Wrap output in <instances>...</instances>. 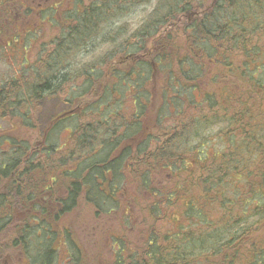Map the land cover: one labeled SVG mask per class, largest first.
<instances>
[{
  "label": "trees",
  "instance_id": "16d2710c",
  "mask_svg": "<svg viewBox=\"0 0 264 264\" xmlns=\"http://www.w3.org/2000/svg\"><path fill=\"white\" fill-rule=\"evenodd\" d=\"M150 1L93 0L81 8L79 4L82 0H77L74 5L78 8L64 12L68 23H62V27L67 25V31L65 29L63 36L54 40L55 47L48 54V60L44 58L43 68H32L34 78L31 82L27 80L21 85L14 78L0 88V109L13 110L28 103L26 101L42 104L44 100H55L54 106H64V109L53 111L51 115L52 128L47 132V145L42 146L43 149L29 155V148L22 145L19 146L21 148L17 147V155H6L0 162V184L5 187L0 192V237L6 235L9 228L13 229L10 239L0 243V246L3 251L9 248L19 250L24 260L22 264H57L62 248L68 249V264H80V247L71 229L63 223L65 215L78 207L82 195L93 203L97 217L110 215L120 207L117 195L130 184L140 190L141 197L155 201L148 205L151 216L158 213L159 194L164 196V192H167L160 221L164 217L168 226L161 224L156 232H150L148 242L133 246L134 249L129 248L127 242L119 240L116 242L119 244L117 249L113 246L115 251L111 264H257V261H253L257 242L250 239V234H253L254 226L264 221V162L259 160L260 165H263L260 172L247 171L245 161L241 160L242 143L234 144L229 140L239 155L237 157L233 150L229 154L228 150H221L223 170L219 171L223 175L216 174L217 189L205 187L206 181L212 182L213 177L202 182V195L208 199L207 203H196L195 195L190 194L189 197L187 193L183 199L178 196L175 187L163 190L154 185L151 171L158 164L170 165L172 180H177L182 173H186V179L189 178L183 183L184 190H188L186 185L189 182L190 189H194L193 184L199 188L198 180L203 176L197 175L195 170L202 160L209 157L205 144H198L193 132L190 135L189 129L184 128L174 134L172 139L165 136V141L161 140L165 142L164 147L158 144L159 147L154 148V136L148 139L140 136L143 128L138 118L143 117L145 109L150 106L151 80L154 72L163 66L169 69L171 76L164 83L166 89L160 119L168 110L183 111L184 102L180 98L187 96L188 84L199 78L202 61L210 63L209 60L216 56L230 73L241 68L238 76L247 80L246 91L252 89V93L262 92L264 62L257 60V54L259 48L263 49L264 46L258 48L257 40L264 36V0H217L208 13L188 25L187 31L194 37L195 49L192 55H189L191 51H186L184 59L177 61L179 67L174 70V63L171 65V59L168 60L162 54H155L149 61L146 55L151 54L152 50L149 53L145 43L149 36L159 32L169 18H175L182 12H191L195 0H156L158 4L149 13V18L129 36H126L127 23L113 25L116 18L121 19L134 7H146ZM58 20L55 19L56 22ZM139 34L141 37L135 48L136 53H130V59H135V67L131 65L128 69L116 72L115 77L121 73V76L118 75L121 84L111 88L108 80L101 88L100 98H96L98 101L92 103L91 107L79 110V98L90 93L96 80L103 78L105 73L99 70L98 61L86 63L74 70L72 66L65 65L68 62L64 57L93 52L101 43H114L115 40H120L129 48ZM96 36V43L90 47V42ZM166 37L169 42L171 37L174 41L176 38L172 34ZM116 53L114 48L104 57L109 60ZM257 68L262 72L258 73ZM80 78L84 83L77 88L74 89L73 85L65 87L68 82ZM183 78H187L186 85L182 83ZM148 82L149 93L146 91ZM233 84L230 78H226L223 83L225 87ZM129 89L132 90L130 96L136 111L130 117L124 112V119L119 121L118 116L121 115L118 111L112 112V116L109 112L111 99H114L110 94L116 90L124 95V91ZM205 98L203 101L211 110L218 106L221 110L224 106L214 104L211 95L208 98L207 94ZM259 99L264 102V98ZM105 102L110 106L103 109L100 119H95L93 115L86 119L88 111L99 110ZM237 102L244 103L243 100ZM187 103L200 104L192 99L191 92ZM215 116L212 111V115L207 117H211L210 123ZM245 116L244 110L233 116L237 128L244 132L248 130L246 127H250L244 121ZM64 121L69 122L71 140L63 150L58 140L65 126ZM197 121L208 120L197 118ZM263 123L257 122V156L264 151ZM190 124L191 121L188 123L189 128ZM225 133L230 135L229 130ZM178 143L184 144L180 147ZM194 143L199 146L197 156L190 149ZM252 146L254 150L255 144L252 143ZM41 153L44 155L38 156ZM235 177L240 181L245 180L243 187H248V190L224 181V178ZM253 177L259 179L260 183L251 179ZM250 179L253 182H249ZM223 188L234 191L233 195L227 196ZM59 189L62 191L55 194ZM215 204L220 211L223 210L221 215L215 214ZM206 206L208 208L205 209ZM236 208L238 211H235ZM249 242L252 244L251 249L250 246L247 248ZM262 244L259 250L264 253V240Z\"/></svg>",
  "mask_w": 264,
  "mask_h": 264
},
{
  "label": "rangeland",
  "instance_id": "374dc122",
  "mask_svg": "<svg viewBox=\"0 0 264 264\" xmlns=\"http://www.w3.org/2000/svg\"><path fill=\"white\" fill-rule=\"evenodd\" d=\"M77 0H0V88L3 84L9 82L10 80L16 78L19 84L23 82L27 83V80L31 82L34 78L32 74V68L36 70L43 68V60L46 58L48 60V54L53 52L55 47L54 40L60 38L64 34V30L67 31V25L62 27L65 21L64 12L69 9L78 8L74 5ZM93 0H82L80 7L83 8L84 5L90 4ZM217 0H195L193 4V10L186 13L177 14L175 18H169L166 24L160 28L158 33L152 34L147 38L145 43L146 49L149 53L146 57L149 61L155 54L163 55L168 60L172 69L174 70L177 66V61L184 59L185 52H189L192 55L194 47V37L187 31V27L191 22H196V19L201 18L206 12L213 7ZM156 0H151L147 6H137L130 10L128 13L121 17V19L116 18L115 23L126 24L127 23V34L129 36L132 34L138 26L149 18V13L157 6ZM78 5V6H79ZM79 7V8H80ZM211 7V8H210ZM54 18V20H53ZM55 19H59L58 22ZM63 23V24H62ZM141 24V25H142ZM118 26V25H117ZM169 34L175 36L170 38V42L166 39ZM139 37H136L132 42V45L126 47L120 40H115L116 42H103L101 43L93 52L71 55L69 54L64 57V60L68 62L65 63L67 67L80 68L89 62H97L99 70L104 74L103 78L97 79L96 84L92 91L88 94L82 95L79 98L80 105L79 110H84L86 107L92 105V103L97 102L100 98L99 93L109 80L111 88L114 86H119L122 81L119 80L118 73L115 77L116 72L125 70L131 65L135 67L134 60L130 59V53L135 54V48L138 47L140 42ZM259 37V36H258ZM257 37V38H258ZM95 39V40H94ZM90 42L93 47L96 43V37ZM189 39V42H187ZM258 48L264 46V36L257 40ZM220 47H223L219 45ZM116 48L115 57L107 59L106 54ZM174 48V51L172 50ZM91 50L93 48H90ZM185 50L184 52H182ZM119 51V53H118ZM231 54L234 51H230ZM185 54V55H184ZM184 55V56H183ZM222 58V57H221ZM243 59V58H242ZM241 59V62H242ZM41 60V61H40ZM220 58L215 57L213 60H209L210 63L202 61L201 68L202 73L199 78L195 81H190V87H188L187 96L181 97L180 99L184 102L182 106L184 107L182 112H177L176 110H168L164 116L159 118L160 109L163 107V96L165 94V82L170 78L171 74L169 69L163 66L161 70L155 71L151 80V103L148 108L145 109L143 117H139L141 127L143 132L140 135L143 139H148L150 136L153 137L152 145L159 147V145H165V136L168 138H173L174 134L178 133L184 128H188L190 135L193 132L194 140L198 144L204 143L206 152H208L209 157L202 160L199 166L196 168L195 173L200 177L198 180L200 187L190 189L191 183H187L186 188L183 189V183L189 179H186V173H182V176L176 180L171 179V168L170 165H160L151 171L153 184L157 185L158 188L163 190H168L172 187L177 188L178 196L185 199L184 195L190 197V194L195 195L196 203H207L208 199H205L202 195L203 193V183L205 179L213 177V181H206L205 187H214L217 189L216 184V174H221L219 169L223 170L222 165V155L221 150L227 152L228 154L232 152L235 153L236 143H242L243 151L241 158L245 161L247 165V171L260 172L259 160L264 162V151L257 156V122H264V102L259 98H264V90L262 92L252 93L246 91V79L238 76L240 74V69L234 73H230L227 69L222 66L219 62ZM257 60L259 62H264V47L258 50ZM130 61V62H129ZM167 64V62H166ZM168 66V64H167ZM137 67V66H136ZM257 71L262 72L261 69L257 68ZM113 74V76H112ZM76 75V74H75ZM79 75V72L77 73ZM182 73L180 78H182ZM230 78L234 81L233 85L225 87L223 85L224 80ZM20 79V80H19ZM187 78L182 79V83L185 84ZM84 83L82 78L75 80L74 82H68L65 87L73 85V88H77L78 85ZM187 84V83H186ZM185 84V85H186ZM185 89V86L183 87ZM119 90V89H118ZM131 91H124V95H120L116 90L111 93L114 99H111L110 114L112 112L118 111L120 117L118 120L122 121L125 115L131 116L133 112L136 111V106L133 105L131 100ZM146 91L149 93L150 85L149 82L146 85ZM192 94V99L200 102L196 105L193 103H187V97ZM26 93V92H25ZM212 96L211 101L214 104L223 105L221 110L219 106L215 110L209 109L208 104L203 100ZM62 96V95H60ZM253 97V99H251ZM237 100H243L244 103H238ZM110 101V100H108ZM23 106L14 107L13 110L6 108L0 109V162L4 159L6 155H17V149L21 148L19 146H25L29 148V155L38 152L39 149H43L42 146L47 145V132L51 130V120L53 119V111L62 110L64 106L55 105V100H50L40 103H29L26 101ZM251 102H254L253 104ZM252 104V105H250ZM11 105V103H10ZM110 106V105H109ZM107 103H103L99 110L94 109L88 111L86 114V119L88 120L93 115L95 119H100L103 109L109 107ZM67 109L68 106H66ZM226 108V110H222ZM246 111L245 123H249L250 127H246L248 130L243 131L237 128V123L234 121L233 116L239 115L240 112ZM56 112L57 113H59ZM212 111L215 112V118L207 119L208 116L212 115ZM108 114V112L106 111ZM208 115V116H204ZM81 119V117H79ZM197 118H204L208 121L200 122ZM83 120V119H81ZM195 120V121H194ZM219 120H222L218 122ZM191 121L190 128L188 123ZM65 126L61 131L59 136V144L62 146L61 149L64 150L65 146L70 143L71 132L68 121H64ZM209 122V123H208ZM247 125V124H246ZM262 129L264 133V123L262 124ZM230 131V135L225 132ZM237 131L239 136H237ZM182 134V133H181ZM223 137V139H221ZM256 137V138H255ZM164 140V141H161ZM232 140L234 144L229 142ZM255 144L254 150L252 143ZM194 143L191 145L190 149L193 150L194 154L197 156L198 144ZM159 144V145H158ZM163 144V145H162ZM180 147L184 143H178ZM226 145H229L227 147ZM18 147V148H17ZM191 155H193V152ZM238 157L239 154L235 153ZM41 153L38 156H43ZM64 154H59L63 156ZM194 155V156H195ZM51 157H54L52 155ZM255 157V158H254ZM219 159V160H218ZM188 173V172H187ZM256 180L255 177L251 178ZM249 182H253V180ZM176 180V182H175ZM224 181L239 185L243 187L246 184L245 180L240 181L237 177L235 178H224ZM257 184L260 183L259 179L256 180ZM255 181V182H256ZM179 184H178V183ZM203 182V183H202ZM130 184V182H128ZM178 184V185H177ZM130 184L124 190H121L117 195V202L120 206L110 215H102L97 217L96 208L93 203L87 201L86 196L82 195L78 207H75L71 212L67 213L64 217L63 223L71 229L72 236L77 238V242L80 247V264H111L115 248L113 246L119 242V240L127 242L129 248L133 246L145 244L148 242L150 232L157 231L160 229L161 224L166 225V221H160L161 214L163 213V208L165 204V195L159 194L158 196V213L155 216L150 214L149 203L155 202L154 200H146L140 195V190L136 189L135 185ZM177 185V187H176ZM203 187V188H205ZM235 189L234 186H230ZM230 187H226L229 189ZM206 188V189H207ZM5 189L4 185L0 184V192ZM224 189V188H223ZM225 190L227 196H232L234 191ZM248 190V187H243L242 190ZM201 190V191H200ZM62 189L55 191V194L60 193ZM200 191V192H199ZM238 193V192H236ZM210 196L213 191L209 193ZM240 202V197L238 199ZM15 203H18L17 201ZM32 203V202H29ZM208 205V204H207ZM217 213L216 215H221L223 210L220 211L217 205H214ZM208 206L205 207V209ZM235 211H238L236 208ZM168 226V225H166ZM250 234L252 241L257 242V252L253 261H257V264H264V253H261L259 249L262 248V240H264V221L254 226ZM13 234V229L9 228L7 234H3L0 237V243H6ZM162 237L161 234H159ZM65 246V245H63ZM252 244L248 243L247 248ZM134 249V248H132ZM249 249V250H250ZM68 249L62 248L60 251V259L57 264H68L67 259ZM250 254V253H248ZM19 250H14L13 248L3 251L0 246V264H22L23 258ZM218 259V258H217ZM256 263V262H255Z\"/></svg>",
  "mask_w": 264,
  "mask_h": 264
}]
</instances>
